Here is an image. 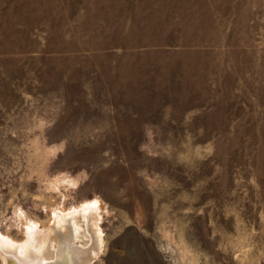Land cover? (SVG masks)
Here are the masks:
<instances>
[{
    "label": "rangeland",
    "instance_id": "1",
    "mask_svg": "<svg viewBox=\"0 0 264 264\" xmlns=\"http://www.w3.org/2000/svg\"><path fill=\"white\" fill-rule=\"evenodd\" d=\"M93 201L90 264H264V0H0V237Z\"/></svg>",
    "mask_w": 264,
    "mask_h": 264
},
{
    "label": "bare ground",
    "instance_id": "2",
    "mask_svg": "<svg viewBox=\"0 0 264 264\" xmlns=\"http://www.w3.org/2000/svg\"><path fill=\"white\" fill-rule=\"evenodd\" d=\"M96 204L60 209L42 229H28L20 242L0 237L4 264H90L102 244Z\"/></svg>",
    "mask_w": 264,
    "mask_h": 264
},
{
    "label": "snow or ice",
    "instance_id": "3",
    "mask_svg": "<svg viewBox=\"0 0 264 264\" xmlns=\"http://www.w3.org/2000/svg\"><path fill=\"white\" fill-rule=\"evenodd\" d=\"M0 240H2V238H0ZM3 247V245H2V243H0V248H2Z\"/></svg>",
    "mask_w": 264,
    "mask_h": 264
},
{
    "label": "water",
    "instance_id": "4",
    "mask_svg": "<svg viewBox=\"0 0 264 264\" xmlns=\"http://www.w3.org/2000/svg\"><path fill=\"white\" fill-rule=\"evenodd\" d=\"M8 260V259H7Z\"/></svg>",
    "mask_w": 264,
    "mask_h": 264
}]
</instances>
